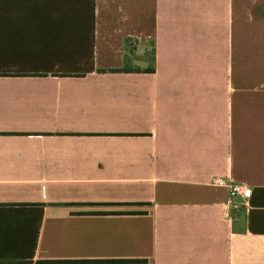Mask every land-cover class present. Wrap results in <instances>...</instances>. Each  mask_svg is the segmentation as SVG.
Returning <instances> with one entry per match:
<instances>
[{
  "label": "crops",
  "instance_id": "0c3cea01",
  "mask_svg": "<svg viewBox=\"0 0 264 264\" xmlns=\"http://www.w3.org/2000/svg\"><path fill=\"white\" fill-rule=\"evenodd\" d=\"M0 264H264V0H0Z\"/></svg>",
  "mask_w": 264,
  "mask_h": 264
},
{
  "label": "built area",
  "instance_id": "2783aa9c",
  "mask_svg": "<svg viewBox=\"0 0 264 264\" xmlns=\"http://www.w3.org/2000/svg\"><path fill=\"white\" fill-rule=\"evenodd\" d=\"M212 184L218 187L226 188L228 190L229 200L231 201H234L236 199L246 200L250 196V190L240 184H236L233 182L228 183L222 179H214L212 181ZM230 205L232 206L233 202H231ZM234 208H236V206H234Z\"/></svg>",
  "mask_w": 264,
  "mask_h": 264
}]
</instances>
